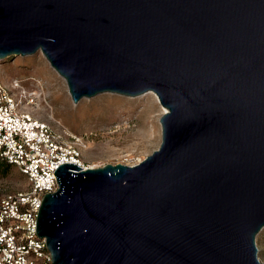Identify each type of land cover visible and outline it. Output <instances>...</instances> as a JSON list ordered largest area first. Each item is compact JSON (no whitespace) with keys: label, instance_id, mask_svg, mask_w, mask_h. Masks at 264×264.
Segmentation results:
<instances>
[{"label":"water","instance_id":"obj_1","mask_svg":"<svg viewBox=\"0 0 264 264\" xmlns=\"http://www.w3.org/2000/svg\"><path fill=\"white\" fill-rule=\"evenodd\" d=\"M38 49L74 102L166 107L137 163L55 168L35 226L54 264H262L264 0H0V59Z\"/></svg>","mask_w":264,"mask_h":264},{"label":"rangeland","instance_id":"obj_2","mask_svg":"<svg viewBox=\"0 0 264 264\" xmlns=\"http://www.w3.org/2000/svg\"><path fill=\"white\" fill-rule=\"evenodd\" d=\"M0 77L5 83L17 77L26 85H43L46 100L40 102L37 113L83 137L81 157L86 166L134 164L161 141L159 117L164 106L153 90L134 96L105 91L74 102L65 79L40 49L0 59ZM27 187L26 177L13 165L0 176V194ZM255 241L259 260L264 264V226L256 233Z\"/></svg>","mask_w":264,"mask_h":264},{"label":"built area","instance_id":"obj_3","mask_svg":"<svg viewBox=\"0 0 264 264\" xmlns=\"http://www.w3.org/2000/svg\"><path fill=\"white\" fill-rule=\"evenodd\" d=\"M40 82L26 85L0 77V159L24 174L27 189L0 194V264H54L46 238L35 230L45 192L57 189L53 171L62 162L87 167L81 157V135L37 113L44 102Z\"/></svg>","mask_w":264,"mask_h":264},{"label":"trees","instance_id":"obj_4","mask_svg":"<svg viewBox=\"0 0 264 264\" xmlns=\"http://www.w3.org/2000/svg\"><path fill=\"white\" fill-rule=\"evenodd\" d=\"M11 166V163L4 159H0V176L6 175L10 171Z\"/></svg>","mask_w":264,"mask_h":264},{"label":"bare ground","instance_id":"obj_5","mask_svg":"<svg viewBox=\"0 0 264 264\" xmlns=\"http://www.w3.org/2000/svg\"><path fill=\"white\" fill-rule=\"evenodd\" d=\"M155 93V92H154ZM155 96H156V98H157V101L161 104V102H160V100H159V98H158V96H157V94L155 93ZM162 105V104H161ZM164 111L166 110V107L164 106V109H163Z\"/></svg>","mask_w":264,"mask_h":264}]
</instances>
